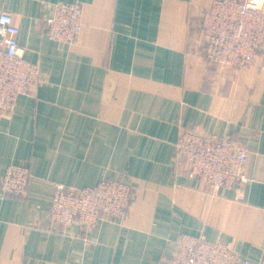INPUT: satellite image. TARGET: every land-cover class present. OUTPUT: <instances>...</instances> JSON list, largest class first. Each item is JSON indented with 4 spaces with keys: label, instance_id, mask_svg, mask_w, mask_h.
<instances>
[{
    "label": "crops",
    "instance_id": "1",
    "mask_svg": "<svg viewBox=\"0 0 264 264\" xmlns=\"http://www.w3.org/2000/svg\"><path fill=\"white\" fill-rule=\"evenodd\" d=\"M80 1L73 43L47 36L54 3ZM213 0H0L43 82L0 111V176L29 168L25 195L0 188V264H169L183 233L264 250V60H204L192 27ZM183 129L247 146V179L211 188L176 154ZM129 184L121 217L84 232L45 227L54 185Z\"/></svg>",
    "mask_w": 264,
    "mask_h": 264
},
{
    "label": "built area",
    "instance_id": "2",
    "mask_svg": "<svg viewBox=\"0 0 264 264\" xmlns=\"http://www.w3.org/2000/svg\"><path fill=\"white\" fill-rule=\"evenodd\" d=\"M50 39L73 43L83 27L80 1L54 3L45 20ZM204 60L234 69L244 68L255 59L264 60V0H213L192 27ZM19 28L12 15L0 10V111L13 109L19 95L43 82L39 65L24 58L18 44ZM178 156L188 163V175L198 177L213 188L232 187L247 179L245 142L230 134L217 135L183 129L175 142ZM29 168L9 163L0 176L4 192L25 195ZM134 198L129 184L103 178L93 185L56 183L45 227L56 229L69 223L86 232L101 219L121 217ZM169 264H264L240 256L225 240H209L203 234H181L174 243Z\"/></svg>",
    "mask_w": 264,
    "mask_h": 264
}]
</instances>
